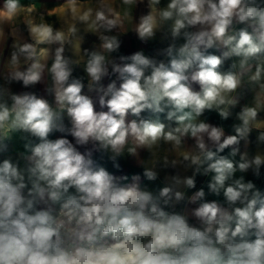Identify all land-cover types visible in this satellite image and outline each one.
Listing matches in <instances>:
<instances>
[{
	"label": "clouds",
	"instance_id": "clouds-1",
	"mask_svg": "<svg viewBox=\"0 0 264 264\" xmlns=\"http://www.w3.org/2000/svg\"><path fill=\"white\" fill-rule=\"evenodd\" d=\"M64 4L0 0V264H264V0Z\"/></svg>",
	"mask_w": 264,
	"mask_h": 264
},
{
	"label": "crops",
	"instance_id": "crops-1",
	"mask_svg": "<svg viewBox=\"0 0 264 264\" xmlns=\"http://www.w3.org/2000/svg\"><path fill=\"white\" fill-rule=\"evenodd\" d=\"M118 1V0H116ZM63 0H40V3L46 5V7L50 8V11L56 15H61L64 10L68 7L67 4H64L63 6H58V7H54L57 3H62ZM85 2H95V0H83V3ZM87 7V6H85ZM53 20H55V17H52ZM58 26V25H57ZM95 39V37L90 36L89 37V42L90 40ZM11 43V41L9 40V44ZM85 47L88 46V44L84 45ZM5 55L7 56V52L5 53ZM16 90H19V85H15ZM249 99H251V96H249ZM213 121L216 122V117L213 116ZM228 123H231V121H229ZM130 161L129 165H124L123 166V170L126 173H133V172H140L141 168L138 167L136 164H133L132 160H127V162ZM262 187H264V185H261Z\"/></svg>",
	"mask_w": 264,
	"mask_h": 264
},
{
	"label": "rangeland",
	"instance_id": "rangeland-1",
	"mask_svg": "<svg viewBox=\"0 0 264 264\" xmlns=\"http://www.w3.org/2000/svg\"><path fill=\"white\" fill-rule=\"evenodd\" d=\"M116 2L118 3V1H116ZM94 5H95V2H88V3L85 2L84 3V6H94ZM131 26L132 25L130 23L126 22L125 29L130 28ZM123 39H124V46H123L122 50L126 53L134 51L140 47V45L138 44V42L135 40L134 36L131 33L124 36ZM93 40H95V39H93ZM93 40H90V42ZM14 89L16 90L15 86H14ZM158 155H159V153H158ZM129 163H130V161L127 162L125 160H121L122 167L124 165H129ZM133 164H135V163L133 162ZM108 167L111 169L112 166L110 163L108 164ZM198 186H199V183H198Z\"/></svg>",
	"mask_w": 264,
	"mask_h": 264
}]
</instances>
